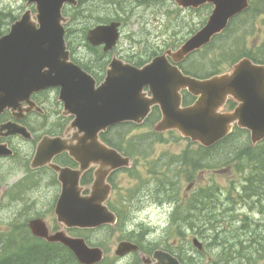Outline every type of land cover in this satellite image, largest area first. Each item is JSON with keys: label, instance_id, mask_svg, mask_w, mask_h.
Returning a JSON list of instances; mask_svg holds the SVG:
<instances>
[{"label": "water", "instance_id": "water-1", "mask_svg": "<svg viewBox=\"0 0 264 264\" xmlns=\"http://www.w3.org/2000/svg\"><path fill=\"white\" fill-rule=\"evenodd\" d=\"M176 3L194 9L212 4L214 9L206 25L179 49L165 51L142 68L112 59L98 88L90 77L69 62L64 39V25L69 19L62 16V8L65 4L76 6L77 1L28 0L27 6L35 5L34 19L31 11L26 10L11 24L9 32L0 37V114L10 111L19 119L23 111L30 113L37 108L30 100L33 94L58 88L63 115L74 117L70 129L76 132L69 140L44 138L38 145L44 155H47L44 149L53 148L50 156L67 152L81 164L78 171L54 167L61 184L54 209L60 229L51 232L41 219L32 220L28 225L34 237L64 246L79 264L100 263L103 251L89 246L82 238L67 235L65 229L113 228L117 218L106 205L111 194L106 178L131 164L129 158L99 141L100 132L124 122L139 125L150 109L157 106L162 117L154 126L157 133L177 130L182 137L209 148L224 139L237 124L249 131L253 145L264 140V65L245 58L228 73L196 80L182 75L168 61L171 58L179 63L208 44L233 17L249 8V0H176ZM118 26L115 22L96 26L87 32L86 41L93 47L103 44L104 51L111 50L118 39ZM143 88H148L151 97L144 96ZM182 90L199 97L194 106L181 108ZM229 98L237 106L232 113H222ZM23 104L28 106L25 110L21 109ZM3 130L5 135L30 136L25 127L12 122L1 125L0 132ZM4 148L0 146V156L9 153ZM92 165L96 166L94 181L89 194L82 195L79 178ZM193 244L200 248L196 240ZM136 251V245L121 242L115 254L123 256ZM141 261L143 264H181L161 250L154 252L152 258L141 256Z\"/></svg>", "mask_w": 264, "mask_h": 264}, {"label": "rangeland", "instance_id": "rangeland-1", "mask_svg": "<svg viewBox=\"0 0 264 264\" xmlns=\"http://www.w3.org/2000/svg\"><path fill=\"white\" fill-rule=\"evenodd\" d=\"M26 1L0 0V17L3 23V26L0 25L1 35L7 32L13 17L17 19L23 14ZM106 1L107 3L104 4ZM116 1V4H112L110 3L111 0H100L98 3L104 5L99 6V8L95 4H91L97 10L95 15L98 14L99 17L106 18V22L119 21V17L124 18L128 16L129 20L120 26V38L111 56L122 60L129 57L135 61L139 60L144 47L151 48L152 53L156 52V54L161 53L169 46L173 48L179 47L180 42L198 28L203 21H206L211 12V7H205L207 9L201 8L197 11L179 10L174 5L173 0H150L149 2H144L149 7L139 6L143 4L139 2L142 0ZM251 1L252 3L256 2V8H259L263 2V0ZM261 12L263 13L252 14L249 20H247L248 15L246 13L237 17L222 34L224 36L214 41L210 48L198 54H193L185 61L186 63L184 62L185 64L182 63V65L184 64V68L189 70L193 66L195 68L194 71L198 75L204 74L207 76L209 72L221 74L227 71L229 66L234 62L242 58L248 49L263 45L264 9ZM130 14L132 15L130 16ZM96 24L100 23H92L87 20L85 21V25H82L84 27H76V32L72 34V36H75L76 44H80V47L76 51L78 57L81 58L89 53L88 49L79 40L80 31L82 29L86 31ZM135 55L139 56L133 58ZM49 95L52 97L50 99L53 102L56 95L53 92ZM151 132L152 128L149 125L139 127L136 130L132 128V130L129 129L126 132L127 136L130 137L128 139L130 141V150L134 153L133 157L137 161V167L130 173L122 172L117 176L112 203L113 209L117 211L120 209V224L117 229L75 230L73 233L69 232L71 235L84 238L92 246H100V248L105 250L104 260H106L101 264H135V256L128 255L124 258H116L113 252L120 241H132V237L137 236L143 227L144 230L145 228L149 230L145 239L159 244L161 247L166 244V246L171 248L173 242H176L178 246H182L183 251L181 256L185 262H188L190 259L191 264H209L220 259L217 255L220 248L209 245L213 242L211 238L216 233L214 231L217 228L222 230L225 228V230L232 231L233 229H230V227L235 228L242 225L235 217L228 215L230 211L225 203H228V199L232 194L233 197L243 194L244 189L249 185L246 191L249 195L246 199V206L234 205L237 217L241 218V215H243L242 221L245 220L246 223L244 229L242 227L238 232L244 239L246 235H249L247 238L254 236L258 242L263 243L260 236L264 237V216L259 214L257 201L261 199V192H264V182L261 183L264 177L251 178V165L243 159V156L236 158L235 163H230V170L227 173L222 170L223 166L218 168L215 165L224 162L228 158L233 159L235 155H231L232 151L229 153L230 157L227 156L223 161L220 158L222 156H218V159L216 158V161L222 162L210 164L209 168H196L197 170L193 171L191 176L188 174L187 176H183L175 164L171 165L173 160L170 161V158L172 155L186 148L187 143L168 134L163 137H154L151 135ZM119 133L120 131L116 130V138ZM243 137L240 134L239 137L234 139L231 142L234 144L233 146L242 145L241 138L243 139ZM143 139L148 140L145 143L137 141ZM237 142L239 143L236 144ZM146 147H148L146 152L141 154L137 152V149ZM261 147L264 149V142L261 143ZM195 151H197V147L194 148ZM9 181L11 182V178ZM162 184L169 186L168 194L162 192L164 191L161 187ZM213 184L219 185L225 192L222 196V201L216 202L215 207L207 212V216H211L215 221L211 229L207 226L209 230L204 232L200 228H204V225H206L202 222V219L206 218V213H204L205 208H202L201 211L200 207L206 206L210 202L207 201L206 204L200 203L201 206L196 207L198 200L205 202L197 192L200 190V187L205 189L208 185ZM207 188L209 189V187ZM178 189L180 206L187 205L190 200H195L196 204L193 208H196V212L193 209L187 211V207H184L183 210L181 208L178 209L177 202H168L166 200L165 196L170 198L175 197ZM184 196L185 198L182 200ZM122 197L132 200L126 201L125 199L122 202V206H120L119 202ZM158 198L163 199V201H157ZM28 204L25 203L23 204L24 207H22V204L12 202L8 198L2 202L0 205L1 238L5 234L10 235L12 233L10 231L16 230L15 225H19L22 228L25 227L27 221L31 219L24 212L31 207ZM19 211L23 212L20 213ZM172 212H176L183 217L189 216L193 219L194 227L189 230V224L179 221L176 229H173L176 221H173L174 215ZM190 212H194V217L192 214L190 216ZM42 219L46 221L49 229L55 226L56 219L54 216L50 215ZM173 222L174 224L170 234H168V239L165 240L164 230L169 229V224ZM193 238L197 239L204 246L202 252L193 248L191 243ZM247 238L245 240H248ZM262 247L264 250V243ZM255 264H264V260L258 261Z\"/></svg>", "mask_w": 264, "mask_h": 264}, {"label": "flooded vegetation", "instance_id": "flooded-vegetation-1", "mask_svg": "<svg viewBox=\"0 0 264 264\" xmlns=\"http://www.w3.org/2000/svg\"><path fill=\"white\" fill-rule=\"evenodd\" d=\"M78 6L81 10L92 8L89 2ZM69 8H71L70 5H65L64 11ZM93 54H95L94 59L82 60L71 53V60L91 75L98 86L106 76L111 54L103 50L100 52L96 50ZM51 92L56 95L53 102L49 95ZM31 99L40 107L39 110L25 114L19 119L13 118L9 111L0 114V126L12 122L25 127L30 132L29 140L20 136L5 135L4 130L0 132V145H5L7 148L4 150L9 151L6 156H0V190L3 198L22 204V207H24L23 204L29 203L31 207L24 211L29 218L42 219L50 215L54 216V206L61 189L53 168L58 166L75 171L80 165L66 152L50 156L49 152L53 151V148H46L44 150L47 151V155H44L43 150L40 152L37 147L40 140L46 136L66 139L71 137V133L66 134V131L73 117L62 115L63 104L58 102V89L41 92ZM25 108L26 106L22 105L21 109ZM115 130L116 128H109L104 135L100 136L102 142L114 149H116L113 145V137H116ZM121 152L123 153L124 150L121 149ZM95 169L96 166L92 165L80 175L79 185L83 188L82 195L89 193L88 188L94 180ZM122 172L127 171H113L106 178V183L112 187L113 192L116 189L117 176ZM112 197L113 194L110 200Z\"/></svg>", "mask_w": 264, "mask_h": 264}, {"label": "trees", "instance_id": "trees-1", "mask_svg": "<svg viewBox=\"0 0 264 264\" xmlns=\"http://www.w3.org/2000/svg\"><path fill=\"white\" fill-rule=\"evenodd\" d=\"M110 3L116 4L117 1L111 0ZM255 5L256 2L252 3L251 1L250 7L246 12V14L248 15L247 20H249L252 14L254 13L257 14L263 13L261 12V10L264 9V0L259 8H256ZM85 12L86 11L82 10V11L67 12L66 14L70 16L72 20H76V19H80L79 18L80 15L81 17H83L85 15ZM86 13L87 14L85 15V17L93 18L101 23L107 21L106 18L104 17L96 18L95 10L93 9H90V11H87ZM14 19L15 18L13 17L12 21H14ZM235 19H233L232 21H234ZM75 29H76L75 27L70 25L67 32V45L71 51L74 50V45L76 43L75 36H72ZM80 32L81 35L79 37L83 39V36L85 35V30L82 29ZM222 36L224 35L218 36L219 39ZM91 50H95V49H91ZM142 52L143 54L140 56V59L136 61L139 64L142 63V57L150 58L152 55L155 54V52L152 53V50L149 47H144ZM242 57H247L250 58L253 62L264 64V43L261 46H257L254 48L252 47V49L251 48L248 49ZM91 59H94V57L92 56ZM182 69L191 76H196L198 78L200 77L202 78L203 76V74L198 75L194 71L195 68L193 66L190 67L189 71H187L188 69L186 70V68H184L183 66ZM185 100L186 97L184 98V101ZM149 123L152 124V121H149ZM170 134L172 135V133ZM234 139L235 138H233V136L231 135L226 140L211 147L209 153L201 161L204 165L199 162V155H197L194 163L191 161L188 162L189 164L187 165L188 168L187 174H191L193 171H196L197 170L196 168H202V167L209 168V166H211L210 164L222 162L227 156L230 157L229 153H231L232 151L231 155L234 154L235 157L233 159L228 158L226 160V163L228 165H230L231 162L235 163L237 160L236 158H240L241 156H243V159H245L246 162L251 165V169H252L251 178L264 177V149H262L261 145L256 147L257 149H251L249 143L245 142L243 138L241 141L242 145L233 146L234 144L231 142ZM147 140H137V141L140 143H145L147 142ZM239 142H237L236 144H238ZM121 144H123L124 147H130V141L127 140H116V144L113 145L117 147H122ZM132 145H134V143H132ZM218 156H222L220 157L222 161L220 162L216 161V158L218 159ZM223 163L224 162L215 166H218V168H220L221 166H224ZM182 166L183 164L180 165V167ZM263 182L264 180H261V183ZM163 187L164 188L162 189H164V191L162 192L164 194H168L169 186L164 184ZM248 187L249 185L245 189L244 196L240 198L241 201L244 203V205H246L247 203L246 199L249 196L246 192L248 190ZM176 194H178V191L176 192ZM260 197L261 199L257 201V204L259 206L258 210H259V214L264 216V192H261ZM165 198L167 201L177 202L178 209L181 208L183 210L184 207H187L186 208L187 211H190L196 204L195 200H190L187 205L180 206V199L178 197L170 198L168 196H165ZM200 198L204 199L205 202L198 200L196 207H198V205L200 207L201 206L200 203L206 204L207 201L212 202L214 200L210 196V189L206 191L205 190L202 191L200 193ZM215 202H217L216 198H215ZM212 206H214V202L212 203ZM202 208L207 209L209 207L207 205L200 207L201 211ZM193 210H195L194 212H196V208H193ZM193 215L194 214H192V216ZM228 215L232 217L231 214ZM243 218L244 216L242 215L240 220H238L239 222L242 223L241 226H236L235 228L230 227V229H233L232 231L225 230V228H223V230L221 229V231L218 232L217 230H215L216 233L211 238L213 242L210 243L209 245L220 248V250L217 252V255L220 257V259H218L215 262H211L209 264H255L258 261L260 262L264 260V255H263L264 250L262 247L264 243V237L260 236L263 243L258 242L254 236H250L249 238H247L249 235H246V238L248 240H245L246 238L245 239L242 238L241 234L238 232L239 230H241L242 227L244 229V226L246 225L245 220L242 221ZM192 220L193 219H191L189 216L183 217L180 214L173 216V221H183L184 223L189 224L190 227L194 225ZM203 220L206 224H208L209 228H211L214 225L215 219L212 218L211 216L206 217ZM10 232H12L10 235L5 234L3 238H1L0 236V264H77L71 252L65 249L64 247H61L58 244H48L39 240L32 239L26 232L20 234L17 237L15 231H10ZM168 251L173 254L175 253L177 258L181 262L183 263L185 262L183 260V257L181 256L182 252H180V249L172 246L171 248L169 247ZM184 264H191L190 259L188 262H185Z\"/></svg>", "mask_w": 264, "mask_h": 264}, {"label": "bare ground", "instance_id": "bare-ground-1", "mask_svg": "<svg viewBox=\"0 0 264 264\" xmlns=\"http://www.w3.org/2000/svg\"><path fill=\"white\" fill-rule=\"evenodd\" d=\"M143 4H140L139 6H144V7H149V5L148 4H146V3H144V2H147V1H141ZM132 14H130V16H131ZM130 16H129V18H130ZM129 20V19H128ZM80 40V39H79ZM78 40V41H79ZM80 45V44H79ZM126 142V141H125ZM123 144H124V142H123ZM126 145V144H125Z\"/></svg>", "mask_w": 264, "mask_h": 264}]
</instances>
